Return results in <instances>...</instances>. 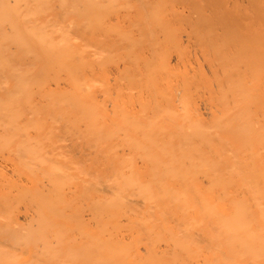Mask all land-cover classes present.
<instances>
[{"label":"rangeland","instance_id":"1","mask_svg":"<svg viewBox=\"0 0 264 264\" xmlns=\"http://www.w3.org/2000/svg\"><path fill=\"white\" fill-rule=\"evenodd\" d=\"M162 1L163 0H156V2H158V3L162 2ZM68 2L70 3V5H67V4H69ZM79 2H81V3H79ZM32 3L33 4L31 6V15L29 17L30 22L28 21L26 27L28 29H34V30L37 29V30L43 31L45 33V35L48 34V36H50V39L52 41H56L58 38H61L63 35L71 36L72 39L75 41V44H76L77 48L79 49V51H81L83 49L85 52V61L86 62L88 61L87 65L85 66L86 67L85 73L89 77H92V78L102 77L99 80L103 81V82H100L98 84L99 87L97 85L93 89L91 97H89V98L87 97L88 98L87 100H83V99L74 100L72 98H67L66 95H67V93L71 92L72 83L67 82L66 79H68V77L65 76V74L59 76V75H57V73H52V75H48V77H46L47 76L46 70H48L49 64L51 65V62L49 59L52 60V58L47 57L46 51H43L42 48H41V50H42L44 56H41V55H43L42 53L40 55V51H39V49H37L38 44H36V43H39V42H36V41H38L37 40L38 38H35L36 40H34L32 38V36H27L26 34H24L25 33L24 31L21 32L20 31L21 29H19L16 32H13L11 34L5 35V36L0 35V47L3 49V51H2V49L0 48V64L5 63V64L10 65V67L7 69H4V70L0 69L1 72L2 71L5 72L4 74L0 73V101L3 102L1 104L2 105L1 108H4V106L12 105L13 111L15 114V116H13L12 120H10V118H9V120L3 119L0 122V124H1L0 125V129H1L0 130V197H1L0 198L1 199L0 204L1 205L0 206L3 207V208L0 207V264H58V263L59 264H94V262H95V264H100L97 262V260L94 259L92 261V259L87 256L89 249L86 250L85 248H87V247L85 245L87 244L86 242H88V240L85 239L83 235H78V234H83L84 231H85V233H88V235H90V236L92 234H94L95 236L100 235L101 238H106V239L111 238L114 241L118 240L117 242H120V243L125 242V244H128L131 241L134 243L137 242L138 243L137 248L139 251L142 252L141 253L142 255L144 254L145 246H147L148 244L153 246L156 249L158 248L157 250H159V252H161V250L165 249L166 245L172 246L173 241L171 240L170 232H172V231L177 232L179 230V228H177L178 225H180L179 221L182 220V223L185 224V223H188V220H189L188 219V220L183 221V215L180 214L182 210H183L182 214H185L184 212L187 211V210L184 211V208L187 207V206L185 207V204H184V207H182L181 206L182 204L180 205V203H178L180 206V207L177 206L178 208L176 207V205H178V204L173 205V208L178 209V210L176 209L177 212L180 210L178 215L179 216L181 215V216L179 217V219L175 218L172 221H170L169 224L175 228V230H173V229L169 230L170 232H165L162 229V226L164 225V223H162V222H164V220H166V218L162 219V215L154 212V207L159 202H157L156 204L152 201H150V202L148 201L147 203L142 202L143 204L141 205V213H142L141 218H143V219H141V224H142L141 225V231H139V229H137L136 227H134L130 224V220H129L130 217L129 216H130L131 211L127 210V212H126L127 214H125L124 212L119 213V211H120L119 208H116L115 205H113V203H112V205H110V206L104 205V206L100 207L101 209H99L100 211L98 212V211H96V209H93V205H91V203H93L94 200L98 201L96 198L102 196V193L100 192L101 191L100 188L104 189L105 187H111V188L116 187V180L114 179V175L129 174V173H124L123 171L127 170V169H125L126 163L130 160H133V162H134V168L135 169L133 168L134 169L133 171H137L138 173H140L141 174V180H146L148 185H153L156 187V186L160 185L159 183H162L165 186L169 185L168 187H169V189L171 188V190H174L176 188L175 192H176V190L178 191L179 188H180V190L182 189L181 187L183 186L182 185L183 182L179 183V181H181L179 178H177V180H176L175 178H169V177L164 175L163 169H165V167L167 165H169V166L171 165L170 167H172V168H174V167L178 168L177 170L175 168L173 169V171L177 172L178 170L181 171V167L183 164L182 162H184L183 166H185V164L188 163L185 167L186 169L183 167L182 171L185 170L187 172L186 173L184 171L185 174L189 173L188 174L189 177H193V174H194V177H193L194 180L192 179L193 182H191L188 185L192 186V184H193V186L196 188L198 186L197 184H199L200 188H202L201 186H205L206 182L210 178V174H206L205 170H204V173H203V171L202 172H197L198 170L196 171V169L194 168V167H196V166H194L196 161H197L198 167L199 166H203L205 168L207 167L208 170L215 168L216 166L212 167L211 165L213 163H214L213 165H216L218 163V161L220 160V158H222L221 165L223 166V168H226V170L228 168H230L235 163H238V164L240 163L242 165H250V164L254 165L255 164L256 167L260 166L261 168L263 165L262 169H264V142L261 140V137H260V136H264L263 135L264 131L262 132V131L258 130V128H260L261 130H264V119H263L264 116L262 117V115H264V107L261 108L262 105L258 104L261 101V99L263 101V99H264L263 94H262L263 95L262 96L259 92L256 93L255 101L257 104L256 103L253 104L254 106L253 105L250 106L252 104L250 102L247 105V103L245 104L241 100H239L240 104H238V107L236 109L237 113H236V117H235V122L233 123L232 127H230L227 130L225 127L226 123H225V120L223 119L222 111L224 109V105L229 100L226 101L225 98L221 95L222 91L220 92V90H218L217 84H219V83H204V84L203 83H189V92H188L189 95L187 94V96L183 93V91H181V88L179 86L180 83L179 84L177 83L178 85L175 83H168V85H167V83H166V85H165V83H163V85H162V83H161L162 88L167 87L166 89L169 88L171 90V91H169V89L166 90L165 88H164V91L161 90L162 93H164L162 95H164L165 99H160L159 97H151L150 94L147 93L148 92L147 90L146 91L144 90L143 95L141 94V99H137V97H140V96H137L138 95V94H136L137 92L134 93L135 91H133V93L137 96L136 97L135 95L134 96L130 95V92H128L127 90L125 91V89H126L125 87H129L125 84L129 85V83H124L125 86L121 83H118V81H119L118 79L120 78V76L118 77V74L121 75V73L124 71V67H126V65L124 63L125 61H124L123 53L129 51V48H130L128 46L129 39L131 41L137 40V41L141 42V45L138 48L134 49L135 54H137L139 57L142 56L141 57V63H142V60H144L148 57V53L150 52L149 51L150 50V48H149L150 43H158V47H162L161 49L159 48L160 50L165 49V45L163 43L164 40H166V38H164V35H163L164 32L163 33L162 32L154 33L155 30H152L151 28L149 29L150 22L152 20L150 18V15L148 16V8H150L152 10V8H155L156 3L155 4L152 3L150 5H148V4L144 5L143 6L144 9L141 7V0H139V1L138 0H131V1L130 0H63V1L62 0H33ZM64 3L66 5H64ZM40 4H42V5L40 6ZM43 5L44 6L47 5V9H46V7L43 8L42 7ZM49 7H50V9L52 8V10H49ZM140 7L142 8L144 15H145V13L147 15L146 19L141 20V9H140ZM72 9H73V11H72ZM37 10H38V12H37ZM62 10H63V12H62ZM174 10H175V12H177V14L179 13L180 15H182V14L188 15V13H189V7H188L187 3H185V2H178L176 5H174ZM161 11L162 12L166 11L165 13H167L168 9L165 7V11L164 10H161ZM110 12H112V13H110ZM137 12L139 13V16L137 15V17H136ZM168 13H169V11H168ZM85 14H86V16H85ZM36 15H37V17H36ZM95 15H98V16H95ZM90 16H92V18H91L92 20L93 19H100V22H101L100 27H99L100 30H98V32H96V33H93L94 31L91 28V23H93V21L90 19ZM94 16H95V18H93ZM165 16H166V14H165ZM165 16H164V19L161 20V23L164 24L165 19L171 21V25L173 27L177 28V38H178L177 40L179 42H181L180 44L183 45V51H185L184 56L182 57L184 60L182 63H180L181 65L177 64L176 59L173 61V63H174L173 65L174 66L176 65L175 67L178 66L177 68L181 67V69H182V70L180 69L181 72H184V69L187 68L188 71H190L189 69H191V70L194 69L196 71L201 69V70H203V71L205 70L207 73H209L207 61L203 58L202 51L199 49L198 46H196L198 44L194 43L193 36L195 34H193L194 32L192 31L193 30L192 26L188 25L187 23H185L183 21L181 22L178 19H173V16H166V17ZM90 20H91V22H90ZM146 20H147V23H146ZM144 21H145V23H144ZM71 22H72V24H71ZM118 22H119V24H117ZM153 22H156V21H153ZM138 24H139V26H138ZM16 25H20V24L16 23ZM86 25H88V26H86ZM157 25H159V23H157ZM103 26L105 29L103 28ZM47 27H50V28H47ZM117 27H118V29H117ZM58 28H60V29H58ZM119 28H121V29H119ZM141 28L146 29V30L149 29L152 33V34L151 33L150 34L154 38L149 34V32L147 33L148 35H146V34L143 35L142 33H144L145 31H141ZM91 29H92V31H91ZM115 29H116V32H115ZM80 30L82 33H79ZM76 33H78V36ZM84 33H86L88 35H86V37H85ZM48 36H47V38L49 39ZM87 36H88V38H87ZM105 38L109 39V41L106 40ZM30 40H31V42H30ZM16 42H17V44H16ZM32 42L35 43L34 47H33ZM116 43H118V44H116ZM27 44L30 45L29 47H31V48L32 47L34 49L36 48L37 49V50L35 49L36 52L35 53L32 52L35 50H33L31 48H29V49L25 48L27 46ZM4 51H7V52H4ZM5 53L6 54L9 53L8 59L6 58L7 55ZM31 53H33V54H31ZM36 53L37 54L39 53L37 58H35ZM57 54H58V52L55 53L56 56H57ZM168 54H169L170 58L171 57L174 58L178 53H177V51H170ZM98 55L101 57V59L103 61L98 57ZM114 55H115V57H114ZM3 57H4V59H3ZM102 57L105 58L107 60V62H105L106 60L103 59ZM111 57H113V58H111ZM186 57H188V58H186ZM18 58H19V60H18ZM185 58H186V60H185ZM108 59H110L111 61H108ZM116 59L118 61H116ZM4 60H7L8 62L4 61ZM99 60H101V61H99ZM90 61H93V62H90ZM12 62H14V63H12ZM114 62H115V65H114ZM116 62H118V63H116ZM108 64L110 66H108ZM20 65H22L21 68L24 69V71L19 69L18 72L22 73L23 76H18V77H20V78L24 77V79L27 81V83H24V84L23 83H14V79L10 78L9 73H8L11 69H14V67L18 66V68H20ZM28 65H30V66L32 65V66L28 67ZM97 65H98V67H97ZM106 66H108V67H106ZM27 68H31V69H27ZM92 69H94V70H92ZM103 69H104V71H102ZM26 71L28 72V74L26 73ZM119 71H120V73H119ZM29 72H31V74H29ZM33 74L35 76H33ZM63 76L65 78L66 77L67 78L65 79ZM35 77L38 78V80H36V83L38 81V83L40 82L39 84L35 83ZM55 77H56V79H55ZM61 77H62V79H61ZM46 78H48V79H46ZM105 78L108 79V81ZM64 79L66 80L65 81L66 83L64 82ZM28 80H30V82ZM42 80H43V83H45V85H43ZM50 81H52V82H50ZM68 81H69V79H68ZM59 82L60 83L62 82V83L60 84ZM118 84L119 85L121 84V85L119 86ZM190 84H192V85H190ZM37 85H39V86H37ZM201 85H202V87H201ZM22 86L26 87L27 90H24V92H21V94H20V93H18L19 92L18 89H20V91H21ZM40 86H42V87L46 86V87L42 88ZM121 86L123 88H121ZM168 86H170V87H168ZM34 87H35V89H34ZM37 87H39L41 89V91H38L39 88L37 89ZM65 87H67V88H65ZM141 87H142V85H141ZM204 87H206V89H203ZM209 87H211L214 90V92H215L214 94L208 89ZM45 88L47 91L42 90ZM179 88H180V90H179ZM200 89H201V91H200ZM194 90L195 91L198 90L199 92L198 91L195 92ZM62 92H64V93H62ZM177 93H180V94H177ZM12 96L15 98H13ZM20 97H21V99H20ZM63 97H66L67 100H69V99L71 101L73 100L72 103H73L74 108L71 107V103H69V104L65 103V102H67V100H65ZM188 97L191 98V99H189L191 101H189L187 99ZM143 98H145V99H143ZM154 98H155V102H154ZM156 98H157V100H156ZM223 98H224V100H222ZM256 98L260 99V101H258ZM11 99H12V101H10ZM15 99H17V100H15ZM185 99L187 100V102L189 101V103H188L189 105L186 104L187 102ZM167 101H169V102H167ZM183 101L185 102V104H183ZM152 102H153V104H152ZM74 103H77V104H74ZM140 103H141V105H140ZM155 103H157V104H155ZM234 103H235V101L233 99H231V97H230V101L226 105L233 107ZM166 104H167V106H166ZM243 104H244V106H243ZM182 105L184 106V108H185V105H188V107H187L188 109L187 108L184 109L182 107ZM258 105L260 107H258ZM93 106L95 108H98L97 109L98 112L95 113V115H96L95 117L96 118L98 117L97 118L98 121L96 124H94L93 121L89 120V118H88L89 115L91 114L88 109H91ZM160 106L164 107V108L171 106L169 109H173V111H175V114L176 115L178 114L177 116H182V115H184V113H186V114L188 113L189 115L194 114L196 116L192 115V118L190 120H186V121L185 120L181 121V119H179V118L177 119V117H174V120H176V121L169 123L168 120H166V119H164V117H162V112L159 113ZM189 106L191 107L190 109H189ZM242 106L243 107L246 106V109L243 110ZM249 106H250V108H249ZM118 107H121L122 110H120ZM155 107H157V108L159 107V111ZM144 108L146 109V111L144 110ZM115 109L117 111L120 110L119 111L120 113L125 112V113L129 114L130 116L141 120V133H135L136 137L139 138L140 141L147 139V137H149V136H147V134H150V133H152L154 135H157V134H161V135L168 134V135H170V133H174V136L176 137L179 134V131H177V130H179L178 128H180V125H181L182 130L184 129L186 131V134H187L186 137L189 138L188 142H189L190 147L192 146V148H195L194 153L192 151L193 150L192 148H190L192 150H190L188 148L189 145H188V147H186L189 150V152H188L187 149H185L184 145L181 144L182 147L179 146V148L177 150H174L177 154H175L173 156H176V158L172 156V158H171L172 161H170L169 164L164 163V161H166L167 158L164 157L163 155H161V153L159 151H154L153 153L151 151L150 153H148L149 151H147L146 149H144L142 147H141V156L139 157L138 154H135V148L137 145L134 142L135 139H131L134 141H130V138H126L124 136V134L126 132L125 128L123 125L121 126V124L119 122V119L122 118V115L120 116L119 113L117 114L116 111L113 112V110H115ZM182 109H184V111H181ZM186 110H188V111H186ZM261 110L263 111V113H261L262 112ZM157 111H158V113H157ZM180 111L182 112V114H180L181 113ZM244 112L245 113L250 112V113H249V115H247ZM197 113H198V115H197ZM239 113H242V114L239 115ZM148 114H150V115H148ZM259 114L262 118L260 116H258ZM145 115L148 116V118L147 117L145 118ZM151 115H152V117H151ZM100 116H102V118ZM116 116H117V118H116ZM159 117L161 118V120H159L160 119ZM162 118L164 120H162ZM187 121L189 122L188 124H187ZM148 122H149V124H148ZM177 122L178 123L180 122L178 125L179 127H177V125L175 124ZM245 122H247L252 128V131L249 133L250 135L247 133L248 130H243L244 128H246L245 125L242 126L241 129L239 128ZM172 123H174V124H172ZM183 123H184V125H183ZM3 125L9 126V127H4ZM168 125H170L171 127ZM173 125L176 127H174ZM92 127H94V128L97 127V129L96 130L92 129ZM172 127H174V128L171 129ZM217 128H219V129H217ZM165 129H166V132L164 131ZM24 130H25V132H24ZM212 130H214V131H212ZM167 131H168V133H167ZM176 131H177V133H176ZM180 131H181V129H180ZM194 134L196 137L194 136ZM190 135H192L193 139L191 138ZM11 138H13L14 141ZM198 138H199V140H198ZM177 139H180V137H177ZM194 139L196 141L193 144L192 142L194 141ZM12 141H13V143H12ZM5 142H7L6 143L7 145H3ZM69 144H70V146H69ZM22 146H24V148L21 149ZM183 147L185 150L183 149ZM175 148H177V147H175ZM201 149L203 150L201 153H203L205 155L199 154ZM86 150H88V151H86ZM221 151H223V152H221ZM175 152H173V154ZM250 152H251V154H250ZM36 153H38V154H36ZM67 153L70 155H67ZM197 153H198V155H202V156L207 157V160L201 159V158L199 159ZM177 155H179V156H177ZM153 156H157V157L162 156L161 158H163V161L161 163V165L163 166V167L161 166V169H162L161 174L153 165L148 164V163H151L150 159ZM251 157L252 158L254 157L253 158L254 163L252 161L251 162L248 161L251 159ZM43 158H45L44 161H43ZM173 158L177 159L178 164L176 163L175 160L173 161ZM180 158L182 160L181 163H179V161H181ZM183 159H185V160H183ZM208 160H210V161H208ZM234 160H236V161H234ZM189 161H191L190 164H189ZM198 162H200V163H198ZM204 162L206 163L207 166H204L205 165ZM207 162H208V164H207ZM202 163H204V165ZM210 163H211V165H209ZM172 164H174V166ZM51 165L56 166V167H60V168H64L67 172H69V173L71 172V174H72V175L69 174L70 175L69 179H71L72 182L69 185H67V188L64 187L65 192L63 193V195H65V197L67 199L68 205L65 206L64 203L61 204L60 205V211L62 210L63 212H71V211L79 212L78 214L82 217L80 220L82 222V224L80 223V227L82 229L76 231L77 233H75V237L72 236V235H74V233H72V235H70V236H72V238H68L62 243L60 241H58V239L56 238V230H54V228H53V222L57 219H60L61 216L58 218H53V217L49 216V219H48L47 209L43 206V203H42L44 201L43 198L46 199V197H48V195L50 194V191L52 193L53 191H55L53 189H56L55 185H53V183H52V181H54L55 177L51 173V170H50ZM124 165H125V167H124ZM179 165H181V166H179ZM75 166L77 167V169ZM189 166H190V168H189ZM208 167H212V168L209 169ZM136 168L139 169L140 171L137 170ZM187 168H189V170ZM180 171H178V175L184 174V172H180ZM195 171H196V173H195ZM73 172H75V173H73ZM156 172H158L159 175ZM82 173H84V174H82ZM93 175H94V178H93ZM206 175H207V177H206ZM197 176L198 177L200 176V177L197 178ZM203 176H205V178H207V179L205 180V178ZM161 177L164 178V179L162 178L163 179L162 182L159 181L161 179ZM50 178H53V179H50ZM74 178H75V180H74ZM174 179L178 182L177 183L175 181L177 185L174 184L175 183ZM178 179H179V181H178ZM76 180H78V181H76ZM167 180H169V181H167ZM170 181H173V183ZM203 181H205V182H203ZM167 182H168V184H166ZM98 184H100V185H99L98 189H95L96 191L89 190L90 194H92L93 199L91 198V200H88V201L83 200V198L86 196L85 195L83 196L80 194H79L80 195L79 199H77L75 197L74 193H75L77 188H85L87 186H92L93 188H96ZM156 184H158V185H156ZM21 188H24L26 191L24 189L21 190ZM31 190H33V192H30ZM28 191L32 194H29ZM26 192H28V193H26ZM23 196H25V197H23ZM73 199L76 201H79V200L80 201H79V203H74L72 201ZM82 201L87 202V203H84ZM141 201H143V199H141ZM163 201H166V200L163 199ZM163 201L161 200L160 203H165ZM151 205H153V206H151ZM143 208H145V209H143ZM181 208H183V209H181ZM11 211H12V213H11ZM93 211H95V212H93ZM105 212H107V213L105 214ZM187 212H189V211H187ZM37 213H40V214L37 215ZM48 214H49V211H48ZM187 214H185L184 219H185V217H187ZM190 214H191V212H190ZM12 215H15V216H12ZM40 216L42 217L43 220L46 219L47 221H49V222H47V225L42 226L40 224ZM101 216H102V218H100ZM1 217H3V218H1ZM6 218H8L9 220H7ZM180 218H182V219H180ZM131 219H132V215H131ZM148 219H149V223L151 224V229L154 230L153 233L152 234L149 233V235H148V231H149L148 229L149 228L143 227L144 223L146 221H148ZM253 219L255 221V224H257V226H258V221L260 219L259 218H256V219L253 218ZM62 220L69 221V218L62 217ZM13 222L16 223V226L14 225ZM100 222H101V224H100ZM111 222H114V223H111ZM50 224L52 225V227ZM127 224H129V225H127ZM107 225H109V226H107ZM102 226L104 228V231L102 230ZM192 226H193V228H191V227L185 228L183 226L180 229L186 230L188 234L191 232L189 235L194 234L195 237L200 236V234H198V232L200 230V226H197L199 228L195 227L194 225H192ZM257 226H255V227H257ZM209 227H207V229H203V227H202L201 228L202 230H200L202 232L205 231V233L200 232L201 234H207L205 236L203 235L204 238L211 236L210 234L208 235V229L210 232L213 229H215L214 226H212V227H214L213 229H212L211 225ZM34 228H36V229H34ZM154 228H156V229H154ZM258 228H259V226L257 228H255V230H257ZM42 229H43V231H42ZM131 229H132V231H131ZM191 229L195 233H192L193 231ZM196 229L198 231H196ZM75 230H76V228H75ZM125 231H127V232H125ZM129 231H130V233H129ZM196 232L198 235H196ZM126 233L131 234V235L127 236ZM41 234L43 235V237ZM104 234H106V235H104ZM261 234L264 235L263 232ZM49 235H50V237H49ZM116 236H117V239H116ZM122 236H124V237H122ZM130 236H131V238L128 239V237H130ZM215 236L217 237V239L219 238L220 241L226 242V244L224 243L222 246L225 249V251H227V252H233L234 251L231 248V245L228 242V239H227V241L225 239H221L220 237H218L217 233H215L213 237H215ZM134 237H136L135 240L133 239ZM53 238L56 240H54ZM124 238L127 240H125ZM40 239H42V240L40 241ZM208 241H209V239H208ZM160 242H161V244H160ZM202 243H197L196 244L197 247L195 246V249L199 250V252H200L199 255L201 256L200 257L199 255H197L196 259H201V260L197 261L196 263H201V264H202L201 261H203V259H205V257L207 258V257H210V255H211V254H208V251L205 247L206 244H204L205 242L203 243L204 245H202ZM256 243L257 244L258 243L264 244V243L260 242L259 240H257ZM139 244H141V246H139ZM162 244L164 247L162 246ZM80 248L83 249V252L80 250ZM26 250H28V251H26ZM46 250H48V252H46ZM53 254H54V256H53ZM159 258H161V257H159ZM105 264H108V263H105Z\"/></svg>","mask_w":264,"mask_h":264},{"label":"bare ground","instance_id":"2","mask_svg":"<svg viewBox=\"0 0 264 264\" xmlns=\"http://www.w3.org/2000/svg\"><path fill=\"white\" fill-rule=\"evenodd\" d=\"M32 2H33V0H0V35L5 36V35L11 34L13 32H16L17 30L21 29L20 30L21 32L24 31L25 32L24 34H26L27 36H32V38L34 40H36L35 38H38L37 39L38 41H36V42H39V43H36V44H38V47L36 45L35 46L37 47V49H39L40 55H41V53L43 54V52H42V50H43V51H46L47 57L52 58V60L49 59L51 62V65L48 63L49 67H48V70H46V75H47L46 77H48V75H52V73H57V75H59V76L65 74V76L68 77L69 81H68V79H66L67 77L66 78L64 76L63 77L67 80L68 83H72L71 92L68 91L69 93H67L66 97L72 98L74 100H78V99L79 100L80 99L87 100L89 97H91L93 89L100 82H103V81L99 80L102 77L92 78V77H89L85 73L86 72L85 66L87 65V62H88V61L87 62L85 61V52L83 49L81 51H79V49L77 48V46L75 44V41L72 39L71 36L63 35L61 38H58L56 41H52L50 39V36H48V34L45 35V33L43 31L37 30V29H35V30L34 29H28L26 27L27 23L30 19L29 17L31 15V6L33 4ZM178 2L187 3V5L189 7L188 15H183V14L180 15L179 13L177 14V12H175L174 5H176ZM65 3H64V5H66ZM79 3H81V2H79ZM152 3L153 4L156 3L155 4L156 6H155V8H152V10L150 8H148V16L150 15V18L152 20L150 22L149 29L151 28L152 30H155L154 33H159V32L163 33L164 32L163 35H164V38H166V40H164V42H163L165 45V49L160 50L162 47H158V43H150V46H149L150 52L148 53V57L146 56L147 58L142 60V63H141V57L142 56L139 57L134 52V49L138 48L141 45V42L137 41V40L131 41L128 38L129 39L128 46L130 48H129V51L123 53V57H124V61H125L124 63L126 65V67H124V71L121 73V75L118 74V77L120 76V78L118 79L119 80L118 83H121L123 85H124V83H129V85L125 84V85L129 86V87H125L126 88L125 91L127 90L128 92H130V95H132V96H134L135 95L134 93L137 92L136 93V94H138L137 96H140V97H137L135 95L137 97V99H141V94L143 95L144 90L145 91L147 90L148 91L147 93H149L151 97H159L160 99H165L164 95H162V94H164V93H162V91H164L165 87L162 88L161 83H162V85H163V83H165V85H166V83H167V85H168V83H175V84L180 83L179 86L181 88V91H183V93L186 96L189 92V83H203V84L204 83H219V84H217V88H218V90H220V92L222 91L221 95L225 98V100L230 101V97H231V99H233L235 101V103H234L235 105L233 104V107L226 105L229 102L228 101L224 105V109L222 111L223 119L225 120V123H226L225 127L228 130L230 127H232L233 123L235 122V117H236V113H237L236 109L238 107V104H240L239 100H241L245 104L247 103V105L250 102V103H252L250 106H252L253 104L256 103L255 96H256L257 92H259L261 95L262 94L264 95V0H163L160 3L156 2V0H141V7L144 9V7H143L144 5H147V4L150 5ZM42 4H40V6ZM67 5H70V3ZM164 6L168 9L169 13H168V11H167V13H165L166 11H165ZM42 7L43 8L46 7V9H47V5H45V6L43 5ZM141 7H140V9H141V20H142V19H146L147 15H146V13L144 15V12L142 11ZM49 10H52V8L50 9V7H49ZM161 10H164L165 12H162ZM72 11H73V9H72ZM37 12H38V10H37ZM62 12H63V10H62ZM110 13H112V12H110ZM164 13L166 14V16H173V19H178L181 22L183 21V22L187 23L188 25L192 26V28H193L192 31L194 32L193 34H195L194 36L192 35L193 39H194V43H197L198 45H196V46H198L199 49L202 51L203 58L208 63L209 73H207L205 70L203 71L201 69L198 71H196L194 69H192V70L189 69L190 71H188L187 68L184 69V72H181L180 71L181 67L177 68L178 66L175 67L176 65L175 66L173 65L174 64L173 61L175 59L177 60V64L181 65L180 63H182L184 60L182 57L184 56L185 51H183V45L180 44L181 42H179L177 40L178 39L177 38V28L173 27L171 25V21L166 20V19H165L164 24L161 23V20L164 19V16H165ZM137 15L139 16L138 12L136 14V17H137ZM85 16H86V14H85ZM95 16H98V15H95ZM95 16L93 18H95ZM36 17H37V15H36ZM91 18H92V16H90V19ZM91 20H90V22H91ZM92 21H93V23H91V28L94 31L93 33H96V32H98V30H100L99 27H100L101 22H100V19H93ZM153 21H156L157 23H159V25H157V23L153 22ZM16 23H19L20 25H16ZM144 23H145V21H144ZM146 23H147V20H146ZM71 24H72V22H71ZM117 24H119V22ZM86 26H88V25H86ZM138 26H139V24H138ZM47 28H50V27H47ZM103 28H104V26H103ZM58 29H60V28H58ZM92 29H91V31H92ZM117 29H118V27H117ZM119 29H121V28H119ZM149 29L146 30V29L141 28V31H145L142 34L148 35L147 34L148 32L150 34L151 31ZM115 32H116V29H115ZM79 33H82L81 30ZM76 34L78 36V33H76ZM86 35H88V34L84 33L85 37H86ZM47 36L49 37L50 40L47 38ZM87 38H88V36H87ZM105 39L109 41V39H107V38H105ZM30 42H31V40H30ZM32 43H33V47H34L35 43L34 42H32ZM16 44H17V42H16ZM116 44H118V43H116ZM29 46L30 45L27 44V46L25 48H27V49L31 48ZM33 47L31 49L35 50L36 48L34 49ZM41 48H42V50H41ZM36 50L32 51V52L35 53ZM2 51H3V49H2ZM170 51H177L178 54L174 58H172V57L170 58L169 54H168ZM4 52H7V51H4ZM57 52H58V54L56 56L55 53H57ZM31 54H33V53H31ZM38 54L37 53L35 54V58H37ZM6 55H7V57L6 56L5 57L8 59L9 53ZM115 55H114V57H115ZM41 56H44V54ZM98 57L101 59V57L99 55H98ZM111 58H113V57H111ZM186 58H188V57H186ZM186 58H185V60H186ZM3 59H4V57H3ZM103 59H105V58H103ZM18 60H19V58H18ZM101 60H99V61H101ZM4 61H7V60H4ZM108 61H111V60L108 59ZM116 61H118V60L116 59ZM90 62H93V61H90ZM105 62H107V60ZM12 63H14V62H12ZM116 63H118V62H116ZM114 65H115V62H114ZM21 66L22 65H20V68H18V66L17 67L13 66L14 69H11L8 72L10 78L14 79V83H23V84L27 83V81L24 79V77L23 78L18 77V76H23L22 73L18 72L19 69L24 71V69H22ZM29 66L30 65H28V67ZM108 66H110V65L108 64ZM108 66H106V67H108ZM9 67H10L9 64H5V63L0 64V69H2V70L7 69ZM97 67H98V65H97ZM27 69H31V68H27ZM92 70H94V69H92ZM102 71H104V69ZM0 73L4 74L5 72L0 71ZM26 73L28 74L27 71H26ZM119 73H120V71H119ZM29 74H31V72H29ZM33 76H35V75L33 74ZM46 79H48V78H46ZM55 79H56V77H55ZM61 79H62V77H61ZM65 79H64V82L66 81ZM36 80H38V78L35 77V83H36ZM106 80L108 81V79H106ZM28 81L30 82V80H28ZM50 82H52V81H50ZM37 83H38V81H37ZM42 83H43V80H42ZM43 85H45V83H43ZM141 85H142V87H141ZM190 85H192V84H190ZM37 86H39V85H37ZM122 86H121V88H123ZM35 87H34V89H35ZM40 87H42V86H40ZM44 87H46V86H44ZM44 87H42V88H44ZM98 87H99V85H98ZM168 87H170V86H168ZM201 87H202V85H201ZM38 88L39 87H37V89ZM65 88H67V87H65ZM180 88H179V90H180ZM168 89H166V90H168ZM203 89H206V87H204ZM208 89L213 94L215 93L211 87H209ZM18 90H19L18 93L21 94V92H24V90H27V88L22 86L21 91H20V89H18ZM42 90H46V88L42 89ZM38 91H41V89L39 88ZM133 91H135V92L133 93ZM169 91H171V90L169 89ZM196 91H198V90H196ZM200 91H201V89H200ZM62 93H64V92H62ZM177 94H180V93H177ZM66 97H63V98L65 100H67ZM13 98H15V97H13ZM224 98L222 100H224ZM12 99L10 101H12ZM20 99H21V97H20ZM143 99H145V98H143ZM187 99L189 100L191 98L188 97ZM15 100H17V99H15ZM69 100H67V102H65V103H68V104L71 103V107L74 108L73 103H72L73 100L72 101L71 100L69 101ZM156 100H157V98H156ZM257 100L260 101V99H257ZM189 101H191V100H189ZM189 101L187 102V100H186V102H187L186 104H188ZM154 102H155V98H154ZM167 102H169V101H167ZM2 103L3 102L0 101V122L3 119L9 120V118H10V120H12L13 116H15L14 111H13V106L12 105L4 106V108H1ZM157 103H155V104H157ZM74 104H77V103H74ZM152 104H153V102H152ZM183 104H185L184 101H183ZM258 104L259 105L261 104L262 105L261 108H263L264 107V99H263V101L261 99V101ZM140 105H141V103H140ZM188 105H185V108L183 105H182V107L184 109H186L188 107ZM259 105H258V107H260ZM166 106H167V104H166ZM243 106H244V104H243ZM243 106H242V108H243V110H245L246 106L245 107H243ZM250 106H249V108H250ZM170 107L164 108V107L160 106V111H159V107L158 108L155 107L158 109L159 113L162 112V117H164V119L168 120L169 123L176 121V120H174V117H177V119L178 118L181 119V121L182 120L186 121V120H190L192 118V115H194L192 113H191L192 115H189L188 113L187 114L184 113V115H182V116H177L178 114L176 115L175 111H173V109H169ZM118 108L120 110H122L121 107H118ZM190 108L191 107L189 106V109ZM97 109L98 108H95L94 106L91 109H88L89 112L91 113V114L89 113L90 115L88 118H89V120H92L94 124H96L98 121V119H97L98 117L97 118L95 117L96 116L95 113L98 112ZM184 109H182L181 111H184ZM144 110L146 111L145 108H144ZM114 111H116L117 114L119 113L120 116L122 115V118L119 119V122H120L121 126L122 125L124 126L125 131L127 132V133L125 132L124 136L126 138H130V141H134L131 139H135L134 142L137 144L136 148H135V154H138L139 157L141 156V147H142V148L146 149L147 151H149L148 153H150L151 151H152V153L154 151H159L161 153V155H163L164 157L167 158V160L164 161V163L169 164L170 161H172L171 160L172 156L177 154L174 150H177L179 148V146H181V144L184 145L185 149H187L186 147H188V145H189V142H188L189 138L186 137V135H187L186 131L184 129L182 130L181 125H180V128H178L179 130H177L175 128L177 131H179V134L176 137L174 136V133H170V135H168V134L154 135V134L150 133V134H147V136H149V137H147V139L140 141V139L136 137L135 133H141V120L136 119V118L130 116L129 114L125 113V112L120 113L116 109L113 110V112ZM158 111H157V113H158ZM186 111H188V110H186ZM249 113H245V114L249 115ZM261 113H263V111ZM150 114H148V115H150ZM180 114H182V112ZM241 114L242 113H239V115H241ZM197 115H198V113H197ZM117 116H116V118H117ZM194 116H196V115H194ZM258 116H260V114ZM263 116L264 115H262V117ZM100 117L102 118V116H100ZM146 117L148 118V116L145 115V118ZM151 117H152V115H151ZM164 119L162 118V120H164ZM263 119H264V117H263ZM159 120H161V118ZM179 123L178 122L175 123L177 125V127H179L178 126ZM188 123L189 122L187 121V124ZM148 124H149V122H148ZM172 124H174V123H172ZM183 125H184V123H183ZM244 125L246 128H244L243 130H248L247 133L249 134L252 131V128L247 122H245L239 128L241 129L242 126H244ZM3 126L9 127V126H5V125H3ZM168 126H170V125H168ZM174 127H176V126H174ZM174 127H172L171 129H173ZM92 129L96 130L97 127L96 128L92 127ZM180 129H181V131H180ZM217 129H219V128H217ZM258 130L262 131V132L264 131V130H261L260 128H258ZM164 131L166 132V129ZM177 131H176V133H177ZM212 131H214V130H212ZM24 132H25V130H24ZM167 133H168V131H167ZM263 135H264V133H263ZM190 136L192 138V135H190ZM194 136H195V134H194ZM177 137H180V139H177ZM260 137H261V140L264 142V136H260ZM11 139H13V138H11ZM195 139L192 142L193 144L197 140V139L196 140ZM198 140H199V138H198ZM13 141H14V139H13ZM13 141H12V143H13ZM6 143L7 142H5L3 145H7ZM24 146H22L21 149L24 148ZM69 146H70V144H69ZM174 146L177 148H175ZM184 147H183V149H184ZM188 148L190 149V148H192V146L190 147V145H189ZM192 149H190V150H192L194 153L195 148H192ZM86 151H88V150H86ZM187 151L189 152L188 149H187ZM202 151L203 150L201 149L199 154H203V153H201ZM173 152H175V153L173 154ZM221 152H223V151H221ZM36 154H38V153H36ZM250 154H251V152H250ZM67 155H70V154L67 153ZM197 155H198V153H197ZM203 155H205V154H203ZM177 156H179V155H177ZM161 157L162 156H160V157L153 156L152 158L150 157L151 163H148L149 165L150 164L153 165L159 171L160 174L162 172L161 163L163 161V158H161ZM173 157L176 158V156H173ZM198 157H199V159L201 158V159L207 160V157H205V156L198 155ZM253 158L252 157H251V159L249 158L250 160H248V161L253 162L254 161ZM44 159L45 158H43V161H44ZM185 159H183V160H185ZM174 160L177 163V159L173 158V161ZM180 160H181V158H180ZM221 160H222V158H220V160L218 161V163L216 165H213L214 163L211 165V163H210L209 165H211L212 167L216 166L215 168L208 167L209 169L212 168L210 170H208L207 167L206 168L203 166L198 167L197 161L195 162L194 166H196V167H194V166L193 167L196 169V171L198 170L197 172L203 171V173H204V170H205L206 174H210V178L206 182L205 186H201L202 188H200L199 184H197L198 186L196 185L197 188L194 187L193 184H192L193 187L188 185L191 182H193L192 179L194 180V178H193L194 174H193V177H189L188 176L189 173L185 174L186 171L185 170H184L185 172L182 171V168L183 167L185 168L188 163L185 164V166H183L184 162H182V160L179 161V163H181V162L183 163L182 167H181V171L178 170L180 172H184V174H182V175H178V171L177 172L173 171V169L175 167L172 168V167H170L171 165L170 166L167 165L165 167V169H163L164 175L169 177V178H175L176 180H177V178H179L181 180V181H179V179H178L179 183L183 182L182 185L184 187L182 186L181 187L182 189L180 190V188H179L178 191L176 190V192H175L176 188L174 190H171V188L169 189V187H168L169 185L165 186L162 183H159L160 185L156 186V187L153 185H148L146 180H141V174L140 173H138L137 171H133L135 169L133 160L128 161L126 163V167L124 165L125 169H127V170L123 171V172L129 173V174L114 175V179L116 180V187L115 188H111V187H105L104 189L100 188V190H101L100 192L102 193V196L96 198L98 201L94 200L93 203H91V205H93V209H96V211L99 212L100 211L99 209H101L100 207H102L104 205L110 206L113 203V205H115L116 208H119V210H120L119 213L124 212L125 214H127L126 213L127 210L131 211L130 216H129L130 217V219H129L130 224L132 226L136 227L137 229H139V231H141V225H142L141 219H143V218H141V214H142L141 213V205L143 203H147L148 201L149 202L152 201L155 204L157 202H159L155 205L154 212L162 215V219L166 218V220H164V222H162V223H164V225L162 226V229L165 232H170L169 230H171V229L175 230V228L172 225H170L169 223H170V221H172L175 218L179 219V217L181 215H183V221L189 219L188 223L183 224L182 220H181V221H179L180 225H178V227H177V228H179V230L177 232L176 231L170 232L171 240L173 241L172 246L166 245V248L161 250V252H159V250H157L158 248L156 249L147 243L148 245L145 246L143 255L141 254L142 252L139 251L137 248L138 243L132 242L131 241L132 239L130 240L131 241L130 243L125 244V242L120 243V242H117L118 240L114 241L111 238L110 239L109 238H107V239L101 238L100 235L95 236L94 234H92L90 236V235H88V233H85V231H84L83 234H78V235H83L84 238L88 240V242H86L87 244L85 245L87 247L85 249L86 250L89 249L87 256L90 257L92 259V261L94 259L97 260V262L100 264H103V263L104 264L105 263H108V264H110V263L111 264H195L197 261L201 260V259H196L197 255H199L200 252L198 249H195V246L197 243H202V242L204 243L205 242L204 244H206L205 247L208 251V254H211V255H210V257H207V258L205 257V259H203V261H201L202 264H264V244H259V243L257 244L256 243L257 240L264 243V235L261 234L262 232L264 233V169H262L263 165L261 168L260 166L256 167L255 164L254 165L253 164L242 165L240 163L239 164L235 163L230 168H228L226 170V168H223V166L221 165ZM208 161H210V160H208ZM234 161H236V160H234ZM190 162L191 161H189V164H190ZM198 163H200V162H198ZM204 163H202V164L204 165ZM174 164H172V165L174 166ZM207 164H208V162H207ZM179 166H181V165H179ZM204 166H207L206 163ZM189 168H190V166H189ZM189 168H187V169L189 170ZM76 169H77V167H76ZM175 169L177 170L178 168H175ZM50 170H51L52 175H54V177H55L54 181H52V183H53V185H55L56 189H53L55 191H53L52 193L49 190L50 194L48 195V197H46V199L43 198L44 201L43 202L41 201V202L43 203V206L47 209L48 219H49V216H51L53 218H58L61 216L60 219H57L53 222V228H54V230H56V238L58 239V241H60L62 243L66 239L72 238V236L75 237V233H77L76 231L82 229L80 227V223L82 224V222L80 221L82 217L78 214L79 212H74V211L63 212L62 210H61L62 212L60 211V205L61 204L64 203L65 206L68 205L67 199H66L65 195H63V193L65 192L64 187L67 188V185H69L72 182V180L69 179V177H70L69 174H71V172L69 173L64 168L56 167L53 165H51ZM137 170H139V169H137ZM196 171H195V173H196ZM73 173H75V172H73ZM156 173L158 174V172H156ZM82 174H84V173H82ZM199 177L197 176V178H199ZM203 177L205 178V176H203ZM206 177H207V175H206ZM93 178H94V175H93ZM162 178L163 177H161V179L159 181L162 182V180L164 179V178L163 179ZM50 179H53V178H50ZM175 179H174V182L176 181ZM206 179L207 178H205V180ZM74 180H75V178H74ZM76 181H78V180H76ZM167 181H169V180H167ZM170 182L173 183V181H170ZM176 182L174 184H176ZM203 182H205V181H203ZM166 184H168V182ZM99 185L100 184H98L96 188H93L92 186H87L85 188H77L76 187L77 189L74 193L75 197L77 199H79L80 195H83V196L85 195L86 197H84L83 200H87V201L91 200L92 194H90L89 190L96 191L95 189H98ZM156 185H158V184H156ZM22 189H24V188H21V190ZM28 192H26V193H28ZM30 192H33V190H31ZM30 192H29V194H32ZM23 197H25V196H23ZM141 199H143V201H141ZM163 199H165L167 202L163 201ZM161 200L165 203H160ZM72 201L74 203H79L80 200L76 201L73 199ZM0 202H1V199H0ZM82 202H84V201H82ZM84 203H87V202H84ZM178 203H180V205L182 204L181 205L182 207H184V204H185V207L187 206L186 208H184V211L187 210L189 212H187V211L184 212L185 214L188 213L187 217H185V219H184L185 214H182L183 210L180 213L181 215L180 216L178 215L180 212V210L177 212V210H178L177 206H179ZM174 204H178V205H176L177 208H173ZM151 206H153V205H151ZM0 207H2V206H0ZM145 208H143V209H145ZM181 209H183V208H181ZM48 211H49V214H48ZM93 212H95V211H93ZM190 212H191V214H190ZM11 213H12V211H11ZM106 213L107 212H105V214ZM38 214H40V213H37V215ZM131 215H132V219H131ZM12 216H15V215H12ZM62 217L69 218V221L62 220ZM1 218H3V217H1ZM100 218H102V216ZM253 218H255V219L259 218L260 219L258 221L259 228L257 230H255V228H257L258 226H257V224H255V221ZM6 219L9 220L8 218H6ZM180 219H182V218H180ZM47 222H49V221H47L46 219L43 220L42 217L40 216V224L42 226L47 225ZM111 223H114V222H111ZM100 224H101V222H100ZM209 224L211 225V227L214 226L215 229H213L214 227H212L213 230L211 232L208 229V235L210 234L211 236L204 238V236L207 234H201V233H205V231L202 232L200 230H202L201 229L202 227H203V229H207V227L210 226ZM14 225L16 226V223H14ZM127 225H129V224H127ZM182 225L185 228H188V227L193 228L192 225H194L195 227L200 226V230L198 232V234H200V236L195 237L194 234L189 235L191 232L188 234L186 230L180 229L181 227H183ZM107 226H109V225H107ZM255 226H257V227H255ZM51 227H52V225H51ZM143 227L149 228L148 229L149 230L148 235H149V233L152 234L154 231L153 229H151V224L149 223V219H148V221H146L144 223ZM75 228H76V230H75ZM197 228H199V227H197ZM34 229H36V228H34ZM154 229H156V228H154ZM102 230L104 231L103 226H102ZM42 231H43V229H42ZM131 231H132V229H131ZM196 231H198V230L196 229ZM125 232H127V231H125ZM72 233H74V235H72ZM129 233H130V231H129ZM192 233H195V232L193 231ZM215 233H217L218 237H220L221 239H225L226 241L228 239V242L230 243L231 248L234 251L233 252L225 251V249L222 246L224 243L226 244V242L220 241L219 238L217 239V237H216L217 235L215 237H213ZM198 234L196 232V235H198ZM70 235H72V236H70ZM104 235H106V234H104ZM126 235L129 236L131 234L126 233ZM124 236H122V237H124ZM42 237H43V235H42ZM49 237H50V235H49ZM129 238H131V236L128 237V239ZM135 238L136 237H134L133 239L135 240ZM116 239H117V236H116ZM208 239H209V241H208ZM41 240L42 239H40V241ZM54 240H56V239H54ZM125 240H127V239H125ZM203 243H202V245H204ZM160 244H161V242H160ZM139 246H141V244H139ZM162 246H163V244H162ZM80 250L83 252V249L80 248ZM26 251H28V250H26ZM46 252H48V250H46ZM53 256H54V254H53ZM159 257H161V258H159ZM94 264H95V262H94ZM196 264H201V263H196Z\"/></svg>","mask_w":264,"mask_h":264}]
</instances>
